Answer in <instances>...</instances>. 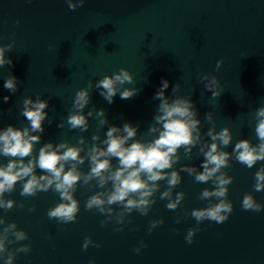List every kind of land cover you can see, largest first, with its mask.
Here are the masks:
<instances>
[{"label":"water","instance_id":"water-1","mask_svg":"<svg viewBox=\"0 0 264 264\" xmlns=\"http://www.w3.org/2000/svg\"><path fill=\"white\" fill-rule=\"evenodd\" d=\"M13 41L12 49L5 53L12 66L0 67V128L29 126L21 114L25 97L46 100L48 117L33 155L46 142L77 145L80 136L90 146L100 120L95 110L100 109L108 121L99 131L101 139L109 125L122 127L127 122L139 125L136 139L150 141L153 137L148 128L159 105L153 96L162 78L169 81L165 95L170 100L179 95L192 101L202 136L213 125L216 131L229 128L232 141L223 149L229 153L240 139L258 143L254 117L256 109L264 106V0H85L75 11L69 9L67 0H0V46ZM217 61L223 62L219 68ZM120 68L130 72L133 83L118 87H135L137 94L121 99L117 93L109 104L100 90L90 89L89 104L83 110L87 114L93 109L89 128L85 132L70 129L67 116L73 111L76 91ZM9 75L17 78L15 93L3 87ZM204 75L216 77L220 96L213 98L205 89L207 81L200 79ZM175 84L180 87L173 93ZM4 96L10 97L7 103ZM206 112H211L212 124L205 119ZM59 123L62 128L57 127ZM204 139L211 142L209 137ZM178 154L181 159L175 170L188 164L202 171L198 146L193 147L191 159L185 157L183 148ZM7 160L0 155V163ZM112 163L116 165V158ZM229 165L223 171L233 177L228 186L232 213L223 223L205 220L198 226L190 212L207 206L208 201L198 195L213 185L195 182L185 172H180L181 183L174 189V194H185L181 206L168 210L167 200H161L157 192L147 216L133 211L131 223L126 218L122 226L114 221L102 226V214L85 210L86 199L102 190L95 187V181L91 187L77 185L74 197L80 211L76 221L68 224L46 215L60 202L58 193L49 190L22 197V186L17 183L5 199L15 200L17 205L22 202L24 207L14 206L7 212L0 209V216L28 234V240L8 247L14 250L30 244L31 251L18 253L13 264H264V210L244 211L241 207L245 193L264 205V191L253 190L254 173L264 161H257L251 169L234 159ZM79 167L86 173L88 161ZM159 183L163 191L166 182ZM32 207L35 211L30 212ZM177 217L182 218L180 223H176ZM159 219L164 223L149 233L150 221ZM117 227L123 230L114 231ZM194 227L200 230L189 244L184 237ZM85 237L99 247L89 245L83 250ZM141 241L145 246L136 254L134 249Z\"/></svg>","mask_w":264,"mask_h":264},{"label":"clouds","instance_id":"clouds-1","mask_svg":"<svg viewBox=\"0 0 264 264\" xmlns=\"http://www.w3.org/2000/svg\"><path fill=\"white\" fill-rule=\"evenodd\" d=\"M30 2V0H29ZM70 10L75 11L82 7L85 0H67ZM0 46V67L12 66L13 61L5 58V53L12 49L13 44ZM223 62L217 61L219 68ZM206 90L212 93V97L221 94L219 81L215 76L204 75L200 77ZM125 83L132 84L133 76L125 68L111 75H105L94 85L88 82L86 88L76 91L72 109L67 116V124L70 129H79L85 132L89 128L88 118L93 116V109L84 113L85 107L89 104L90 89H98L99 94L109 103L119 93L121 99H130L139 91L137 88H123ZM3 87L10 93L17 91V78L9 75L4 80ZM169 87V81L162 78L158 90L153 99L159 100L157 114L153 117L154 123L148 128V134L153 138L150 141L136 139L138 127L125 122L122 127L109 125L105 138L101 139L99 131L108 124L105 118L104 109L95 110V115L100 117L97 125V132L92 135V143L86 146L83 136H80L77 145H70L67 141L53 144L46 142L39 147L38 155H33L34 146L41 141L44 132V121L48 117L45 109L48 107L46 100L37 96L25 97L22 101V116L27 119L29 126L17 128L7 125L0 128V155L7 157V163H0V209L5 212L14 206L24 207L21 202L13 199H5V194L15 191L17 183L21 184L20 196L34 197L39 192L49 190L59 194L60 202L49 208L46 215L49 219H55L62 224L76 221L77 213L80 211L79 201L74 197L77 185L91 187L95 181V187L102 189L90 195L84 204L85 210L95 209L104 216L100 221L105 225L110 221L122 226L125 219L131 223V214L138 212L141 216H147L152 205L155 203V194L159 192L161 200H167L166 208L175 211L182 205L185 194L174 189L181 183L180 172L193 176L195 182L201 184L211 183V189L204 188L198 195V199L208 201L206 207L193 208L190 216L194 218L197 226L205 221L223 223L233 211L231 201L228 199V186L232 183L233 177L229 176L223 169L228 168L229 161L235 160L251 169L257 161H264V106L258 107L255 112V134L258 143L253 145L248 139L238 140L232 152L223 150L232 141L229 128L224 127L219 131L214 125L201 134L197 119V111L189 98L175 95L171 100L165 95ZM180 85L175 84L172 92L176 93ZM9 96L3 97L7 103ZM205 119L212 124L211 112L205 113ZM52 123L51 120L48 121ZM62 128L63 124H57ZM35 133V134H33ZM209 137V140L204 139ZM97 141L99 143H97ZM198 146L199 152L203 155L200 168L182 164L179 171L174 165L180 161L178 149L183 148L185 157L191 159L193 147ZM83 153V155H81ZM27 158V159H25ZM113 158L117 163L114 166ZM88 161L89 171L82 172L81 165ZM37 169L41 174H37ZM170 170V171H169ZM255 192L264 191V166L254 173ZM160 181H165L167 187L160 191ZM110 185V187H109ZM213 200L217 202H213ZM113 205L118 208L114 210ZM244 211L260 212L264 205L258 203L251 193H245L241 202ZM30 212L35 208H29ZM177 217L176 223L181 222ZM164 223L163 219L152 220L149 223L148 232ZM0 260L4 264H13L18 253L31 251L30 244H20L14 250L8 245L28 240V234L18 230L15 222L7 223L3 216H0ZM117 227L114 231H122ZM199 227L189 228L184 239L187 243L193 242V237L199 231ZM178 231V230H177ZM89 245L99 247L91 237H85L82 249L87 250ZM144 242L134 249L139 254ZM91 264V262H90Z\"/></svg>","mask_w":264,"mask_h":264}]
</instances>
